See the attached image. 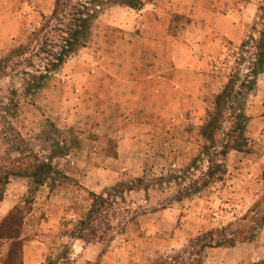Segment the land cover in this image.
<instances>
[{
    "label": "rangeland",
    "instance_id": "rangeland-1",
    "mask_svg": "<svg viewBox=\"0 0 264 264\" xmlns=\"http://www.w3.org/2000/svg\"><path fill=\"white\" fill-rule=\"evenodd\" d=\"M53 2L4 0L0 23L6 27L13 16L20 32L6 42L0 57L27 42L42 15L51 14ZM148 5H161L166 37L182 42L197 59H207L212 78L197 103L166 101L164 131L158 135L154 130L146 136L141 129L134 136L133 122L122 120V114L112 122L116 129L109 136L110 119L99 122L102 114L94 113L100 106L93 97V83L103 81L100 75L108 80L101 68L107 63L103 57L111 50L110 41L116 38L117 48L123 49L127 39L137 48L141 38L137 26L128 30L109 24L117 7L127 24L135 18L132 11L110 0L98 10L86 47L37 92L26 95L22 72L28 69L21 60L12 61L5 75L0 72V166L19 174L27 162L23 159L32 152L55 171L31 204L26 202V178L13 176L7 186L0 223L17 205L26 212L20 236L23 247L16 262L264 264V72L254 91L242 97L248 118L239 141L246 145L243 152L232 151L217 160L226 172L216 175L221 181L205 176L208 164L199 136L206 111L234 74L240 47L255 35V28L259 30L264 0H151ZM79 51L80 64L75 61ZM83 98L85 106H80ZM232 126V119L223 124L221 139L232 133ZM93 195L103 196L109 204L113 240L108 246L70 237ZM198 237L223 241V246L195 250L190 256V241ZM10 246V241L0 240V264H7Z\"/></svg>",
    "mask_w": 264,
    "mask_h": 264
},
{
    "label": "trees",
    "instance_id": "trees-1",
    "mask_svg": "<svg viewBox=\"0 0 264 264\" xmlns=\"http://www.w3.org/2000/svg\"><path fill=\"white\" fill-rule=\"evenodd\" d=\"M107 1L109 0H54L51 14L42 15L40 25L30 32L27 42L10 50L9 54L1 55L0 72L6 74L12 61L21 60L28 69L22 72L26 95L37 92L45 85L51 74L62 69L72 55L86 47L92 35L93 24L98 19V10ZM110 1L127 9L139 11L151 0ZM260 11H263V8H260ZM260 21L259 30L255 28V35L248 37L240 47L234 74L216 94L199 128V136L204 142L201 154L208 164L205 176L211 179L221 181L222 177L216 175L226 172L221 169L218 162L232 151L243 152L246 146L239 142L248 121L242 110V97L254 91L258 76L264 72V16ZM35 61L38 64H35ZM241 66H244V70L240 68ZM229 119L233 120L232 133L221 139L219 134L223 124ZM25 157L23 160L27 162L19 174L0 166V204L4 201L7 186L13 176L24 177L29 181L26 202L31 204L34 195L55 173L50 162L40 161L37 154L30 152ZM108 211L107 199L93 195L86 214L76 222L70 237L86 243L105 242L108 246L113 240L109 234L111 229L108 224ZM25 214L24 207L17 205L0 223V240L11 242L7 264H21L16 262V259H19L23 247L20 236ZM211 233L213 235V232ZM221 246L223 241L214 242L212 238L203 241L202 237H198L190 241L188 249L190 248L193 253L189 255L193 256L195 250L199 253L198 251L206 248ZM160 262L161 260L157 264Z\"/></svg>",
    "mask_w": 264,
    "mask_h": 264
},
{
    "label": "crops",
    "instance_id": "crops-1",
    "mask_svg": "<svg viewBox=\"0 0 264 264\" xmlns=\"http://www.w3.org/2000/svg\"><path fill=\"white\" fill-rule=\"evenodd\" d=\"M3 3L4 0H0V5ZM160 6L148 5L139 11L129 9L135 17L132 25L124 22L121 17L123 10L117 7L119 10L116 11L114 19L109 22L113 27H124L129 30L137 26L141 29V38H138L140 41L137 48L134 43L129 44L127 39L124 43L126 48L123 49L117 48L116 38L110 41L111 50L106 57H103L108 60L101 68V71H105V74L109 76L108 80L104 81L105 76L100 75L104 77L103 81L100 78L101 80L93 83L96 86V93L93 97L96 99L95 103L100 106L99 110L94 108V113L102 114L99 122L110 119L108 126L112 129L109 131V136H113L112 131L116 129V126L111 125L112 122L119 121L121 117L118 116L122 114L124 115L122 120L133 122L131 127L137 131L134 136H139L138 132L141 129L146 136H149L148 131L153 134L154 130L158 135L159 131H164L166 101L169 104L178 105L197 103L198 98L203 95L200 91L206 88L205 83L212 80L208 75L210 70L205 62L207 59H197V56L193 55L182 42L179 43L177 40L171 42L166 37V26L161 16L162 14L164 16V10L160 11ZM3 14L4 11L0 10V22L4 17ZM114 29L117 33V29ZM19 32V26L13 16H10L6 27L0 23V53H3L6 42L13 40ZM80 55L81 51L78 52V57H75V61L79 64L82 61ZM82 55L84 57V53ZM148 56L150 59L147 58ZM208 59L211 58L208 57ZM65 68L67 64L61 70ZM99 71L96 69L97 74H100ZM106 92H108L107 100L105 99ZM85 99L79 101L80 106L84 104ZM104 102H108V108ZM5 201L6 199L1 203L2 206Z\"/></svg>",
    "mask_w": 264,
    "mask_h": 264
}]
</instances>
